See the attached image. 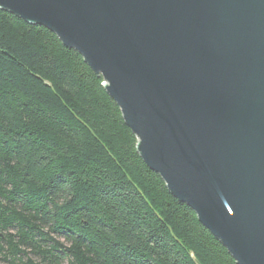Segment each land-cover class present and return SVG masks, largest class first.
<instances>
[{"label": "water", "instance_id": "water-1", "mask_svg": "<svg viewBox=\"0 0 264 264\" xmlns=\"http://www.w3.org/2000/svg\"><path fill=\"white\" fill-rule=\"evenodd\" d=\"M104 79L171 193L264 264V0H0Z\"/></svg>", "mask_w": 264, "mask_h": 264}, {"label": "trees", "instance_id": "trees-1", "mask_svg": "<svg viewBox=\"0 0 264 264\" xmlns=\"http://www.w3.org/2000/svg\"><path fill=\"white\" fill-rule=\"evenodd\" d=\"M138 142L79 52L0 8V264H238Z\"/></svg>", "mask_w": 264, "mask_h": 264}]
</instances>
